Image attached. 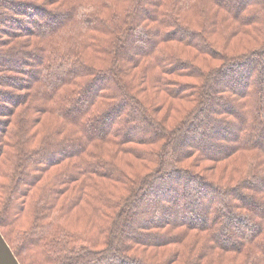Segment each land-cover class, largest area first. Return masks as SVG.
<instances>
[{
  "label": "trees",
  "instance_id": "obj_1",
  "mask_svg": "<svg viewBox=\"0 0 264 264\" xmlns=\"http://www.w3.org/2000/svg\"><path fill=\"white\" fill-rule=\"evenodd\" d=\"M2 19L20 264H264V0H0Z\"/></svg>",
  "mask_w": 264,
  "mask_h": 264
},
{
  "label": "rangeland",
  "instance_id": "obj_2",
  "mask_svg": "<svg viewBox=\"0 0 264 264\" xmlns=\"http://www.w3.org/2000/svg\"><path fill=\"white\" fill-rule=\"evenodd\" d=\"M7 13L12 18L19 17L18 19H20L21 21L24 20V18L18 16V14H14L13 13V10H12V13H10V12H7ZM2 20H3L4 24L3 23L2 24L0 23V42H1V44L2 43L9 42V39H10V36L11 35H13V37L14 36L21 35V34H17V30L15 29V26H17L16 24H18L16 21L15 22L14 21L13 22L12 21H8V23H7V22H5V19H2ZM38 23H39V25L36 26L35 28H41L44 25L45 22L44 21H41L39 19V22ZM1 31H6L7 33L4 35L3 32H1ZM6 36H7V38H6ZM13 37H11V38L13 39ZM16 77H18V76H16ZM19 77H21V76H19ZM211 103H212V105L216 106L217 105L216 104L217 103V100L213 98V99H211ZM206 124L209 125L208 121L204 122V124L202 125V127L200 126L199 128H196L197 130L195 129L196 132L195 133L193 132L194 141H196L198 143H200L202 141L201 140L202 138L199 135V132L200 131H203L204 128H207V125ZM247 201H248V199H247ZM242 233H245L244 230L243 231L241 230L240 233L237 234V235H240Z\"/></svg>",
  "mask_w": 264,
  "mask_h": 264
},
{
  "label": "water",
  "instance_id": "obj_3",
  "mask_svg": "<svg viewBox=\"0 0 264 264\" xmlns=\"http://www.w3.org/2000/svg\"><path fill=\"white\" fill-rule=\"evenodd\" d=\"M0 264H20L0 233Z\"/></svg>",
  "mask_w": 264,
  "mask_h": 264
}]
</instances>
